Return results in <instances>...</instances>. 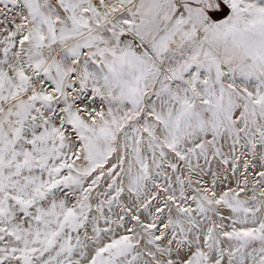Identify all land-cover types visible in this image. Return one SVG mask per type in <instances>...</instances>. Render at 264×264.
Instances as JSON below:
<instances>
[{
    "label": "snow or ice",
    "instance_id": "6c2138e0",
    "mask_svg": "<svg viewBox=\"0 0 264 264\" xmlns=\"http://www.w3.org/2000/svg\"><path fill=\"white\" fill-rule=\"evenodd\" d=\"M0 264H264V0H0Z\"/></svg>",
    "mask_w": 264,
    "mask_h": 264
}]
</instances>
